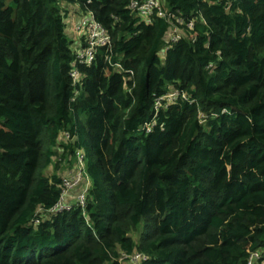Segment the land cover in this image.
Returning a JSON list of instances; mask_svg holds the SVG:
<instances>
[{
  "label": "trees",
  "instance_id": "obj_1",
  "mask_svg": "<svg viewBox=\"0 0 264 264\" xmlns=\"http://www.w3.org/2000/svg\"><path fill=\"white\" fill-rule=\"evenodd\" d=\"M133 1L0 0V264L264 258V0ZM74 5L110 36L91 62ZM79 159L84 208L34 223Z\"/></svg>",
  "mask_w": 264,
  "mask_h": 264
},
{
  "label": "built area",
  "instance_id": "obj_2",
  "mask_svg": "<svg viewBox=\"0 0 264 264\" xmlns=\"http://www.w3.org/2000/svg\"><path fill=\"white\" fill-rule=\"evenodd\" d=\"M130 8L137 16L140 17L141 20L147 23L150 22V15L154 10H157L160 17H171V14L169 12H163L161 10V7L157 0H144L141 3L133 1L130 4ZM178 21H180V19H178ZM186 26L192 27V23H187ZM73 31L77 33L79 37L82 36L85 42L84 46L77 50L79 52L76 55V60H78L80 63L91 62L94 59L95 53L99 47L110 46L109 34L93 17H86L81 19L77 23H74ZM169 38L173 42L177 41L180 38L178 28L173 27V29L169 33ZM115 67L118 68L120 66L115 64ZM127 72L129 74H132L131 70ZM71 75L74 80H77L78 72L76 69H73L71 71ZM179 95L180 92L175 89L168 90L167 92H165V94L156 98L155 108H157L162 102H164L166 106L172 104V102L174 103L175 101H177V97ZM180 96L182 97L183 93H181ZM154 117H156V114L154 115ZM153 124V122L146 124L144 129H146V131H149ZM65 137L67 138L68 135L66 134ZM81 174L83 176L85 175L83 170H81V173L75 175L77 176L76 178L70 181H67L65 179L62 180V183L60 185L61 192L58 201L48 209H40L38 215L33 219L34 223H39V214L41 212H44L45 214H56L63 211H69L76 205L84 208L85 196L88 189H86L85 185L80 189L75 198H69V192L75 189L78 184L80 186V184L82 183ZM85 178L87 179V177ZM146 258L147 256L142 253H134L132 255L122 254L118 258V261L121 264H140ZM248 264H264V258L262 257V254L259 250H256L250 254Z\"/></svg>",
  "mask_w": 264,
  "mask_h": 264
},
{
  "label": "rangeland",
  "instance_id": "obj_3",
  "mask_svg": "<svg viewBox=\"0 0 264 264\" xmlns=\"http://www.w3.org/2000/svg\"><path fill=\"white\" fill-rule=\"evenodd\" d=\"M70 47L72 48V49H74V46H73V44H70ZM65 139V138H64ZM82 161L79 159L76 163H74V165H73V167H71V168H69V167H66V168H62L60 171H59V174H61V176H62V180H67V181H70V180H72V179H74V178H76L77 176H75V175H77L78 173H81V167H82ZM82 175V174H81ZM86 176L84 175H82V179H81V181H82V183L80 184V186H79V184L75 187V189H73L74 191L76 190L77 191V194L79 193V191H80V189L85 185V187H86V189L88 188V186H90V181L89 180H87L86 178H85ZM73 190H71V191H73ZM69 194H70V192H69ZM76 194V195H77ZM76 195L75 196H73V198H75L76 197ZM70 198V197H69Z\"/></svg>",
  "mask_w": 264,
  "mask_h": 264
},
{
  "label": "crops",
  "instance_id": "obj_4",
  "mask_svg": "<svg viewBox=\"0 0 264 264\" xmlns=\"http://www.w3.org/2000/svg\"><path fill=\"white\" fill-rule=\"evenodd\" d=\"M75 8H76L75 5H74V6H68V7H67L69 13L71 14V15L69 16L68 31H69L70 37H71L72 39L79 38V35H77V33H75V32L73 31V24L75 23L74 21L77 20L78 15H79L77 9H75ZM76 194H77V191H76V190H75V191L73 190V191H70L69 196H70L71 199H73V196H75ZM72 201H73V200H72Z\"/></svg>",
  "mask_w": 264,
  "mask_h": 264
}]
</instances>
